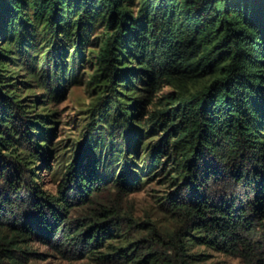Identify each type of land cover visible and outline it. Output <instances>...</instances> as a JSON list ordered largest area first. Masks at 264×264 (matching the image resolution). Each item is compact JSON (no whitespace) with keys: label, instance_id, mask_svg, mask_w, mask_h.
Here are the masks:
<instances>
[{"label":"trees","instance_id":"16d2710c","mask_svg":"<svg viewBox=\"0 0 264 264\" xmlns=\"http://www.w3.org/2000/svg\"><path fill=\"white\" fill-rule=\"evenodd\" d=\"M131 1L0 0V264H23L34 234L101 264H202L208 255L198 246L264 264V0H143L137 15ZM99 27L102 47L91 57L101 95L86 138L57 164L51 193L36 170L51 168L54 120L25 103L10 66L32 70L41 106L59 100L80 81ZM161 82L175 93L142 119L152 97L141 93ZM149 135L144 166L130 179V154ZM168 160L180 189L163 206L178 228L151 224L145 238L113 244L140 224L126 225L131 216L105 193H131ZM225 178L245 190L243 200L220 186Z\"/></svg>","mask_w":264,"mask_h":264},{"label":"rangeland","instance_id":"374dc122","mask_svg":"<svg viewBox=\"0 0 264 264\" xmlns=\"http://www.w3.org/2000/svg\"><path fill=\"white\" fill-rule=\"evenodd\" d=\"M142 1L143 0H132L130 2V8L135 15L139 13ZM41 29L42 28L39 27L38 31H41ZM104 35V29L100 27L94 31L93 38L101 36V39L97 40V43L89 44V46L86 47L84 53L85 63H82L79 68L80 81L75 84H67L64 94L59 100L52 99L44 106H41L42 102L37 98L38 95H41L44 92V89L40 87L39 83L31 81L32 77L30 76V72L32 70L11 63L10 75L14 77L9 83L15 82L18 84V93L24 98L23 100L25 103L30 106H37V108H30L31 110H34L35 113L52 114V119L54 120L53 123L49 124V126L54 128V133L51 138L54 149L49 155L48 161L51 168L46 169L40 167L36 170V172L40 173V176L42 177V186L51 193H54L57 190V186L61 181V166L58 167L57 164L64 162L67 158H72L78 150L79 142L86 138V127L92 120L91 117L94 114V105L101 95L99 83L93 84V82L94 77L98 74V60L96 53L101 50V40ZM45 46L44 49H49V51L52 49L51 45L47 46L46 44ZM92 48H96V53L93 54L95 59L91 57ZM71 55L72 49H69L66 54V59ZM69 63H71V61H69ZM13 72H16V74ZM25 81L31 84L26 85L24 84ZM137 87L139 90H142L143 85H137ZM29 88L32 90H28ZM121 91L123 90L121 89ZM172 93H175V89L165 82H161L157 90L151 94L148 92H142L140 96L150 95L152 99L151 103L144 105L141 118H146L148 113L159 107L158 104L160 100H164V96ZM144 131H148L147 128L144 129ZM129 136L131 137V135ZM149 136L150 137L144 139L141 146H139L141 148L138 149L137 154H134L133 151L130 154L131 160L136 164L135 166L129 165L127 168V173L130 179L135 177L134 173H139L138 167L144 166L140 158L144 157V155L142 156V152L148 149V145L146 146L147 142L153 138L151 135ZM131 141L133 142L132 137ZM150 143L152 144L153 142L151 141ZM164 160L166 163V159ZM37 164V166L42 165V161L38 160ZM167 165L168 166H166L165 169L161 166L159 171L162 173L157 176L155 175L151 180L148 175L140 177V179L143 180L141 186L127 195H119L124 194V192H120L115 188L111 192L107 191L105 193L109 199L118 200L124 213L131 216V220L125 221L126 225H128V222L130 223L132 219L140 225H143V227L139 225L131 229L128 227L126 228L125 226L122 236L119 235L114 241H112L113 244L126 246L129 243L132 244V242H137L140 239L145 238L151 224L165 232H172L178 228V223L175 218H173L172 215L168 213L166 207L163 206L166 202L165 198L180 189V185H174V181L171 180V172L168 176L166 175L168 173L167 171L172 166L171 160L167 161ZM220 186L225 188V190H228V193H235L236 197L238 195V200L244 199L245 190L241 186L235 185L230 178H225V180L220 183ZM84 211V209L83 211L82 209H79L76 215L79 216L81 212L84 213ZM145 224L147 225L145 226ZM25 247H28L29 251L34 254L27 257V260H25L23 264H101L96 257L82 255L80 252L76 251L75 248L61 246L55 247L52 242L46 240V235L44 234H34L31 236L30 241ZM194 252L205 253L208 255L207 260L202 264H250L243 258L227 255L206 246H198L194 249Z\"/></svg>","mask_w":264,"mask_h":264}]
</instances>
